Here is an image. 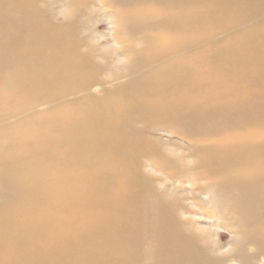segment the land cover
Masks as SVG:
<instances>
[{
	"label": "bare ground",
	"instance_id": "obj_1",
	"mask_svg": "<svg viewBox=\"0 0 264 264\" xmlns=\"http://www.w3.org/2000/svg\"><path fill=\"white\" fill-rule=\"evenodd\" d=\"M36 2L0 0V264L28 252L50 264L72 241L83 263L231 264L182 221L178 187L190 175L178 147L145 135L170 124L202 143L203 211L235 235L233 264L264 260V0L214 1L210 15L228 16L230 31L211 58L191 54L208 14L196 0H92L62 23ZM81 12H103L110 49L95 46L103 35L75 37ZM160 161L177 187L143 176ZM62 203L94 215L68 219Z\"/></svg>",
	"mask_w": 264,
	"mask_h": 264
},
{
	"label": "rangeland",
	"instance_id": "obj_2",
	"mask_svg": "<svg viewBox=\"0 0 264 264\" xmlns=\"http://www.w3.org/2000/svg\"><path fill=\"white\" fill-rule=\"evenodd\" d=\"M38 1L39 0H37V2ZM91 1L92 0H50L46 3L44 0H41L36 3L41 11V14H44V16L47 17L49 20L53 19L57 23H62L64 19H66L67 22L66 16L69 15L68 8L77 10L87 8L88 10H90L93 9ZM214 1L215 0H196V3L200 4L201 10H203V8L207 9L208 14L203 16L201 23V29H205L206 33L204 34L197 30H194L193 33L194 40L191 45V54L194 55V58H197L198 56L210 58L216 56L218 53H220L221 45L224 46L225 41L228 39L227 35H229L230 30L220 29V26L225 25L229 17L224 16V18L220 20L223 22L222 23L214 18V16H218L210 15V8ZM38 4H40V6ZM48 5H50L51 7ZM194 8L195 10L199 9L196 5H194ZM81 13L82 21L84 24L82 26L73 27L75 37L81 41L83 38L85 39L86 37L91 35H93L95 40V37H98L95 36V33H97L98 35H103V37H101L97 41H94L95 46L101 49H110L109 46H111V44L107 46L106 42L108 40V35L110 34L109 30H111L110 27L112 25H107L105 21V23L103 21H98L103 16V12L98 16L95 13L91 15L92 17L97 16V20L92 19L87 12ZM218 14L222 13L218 12ZM258 20H260L259 17H254L252 21L247 24L259 23ZM245 25L246 24L239 25L236 29L241 30ZM249 27L251 26H248L247 28ZM220 42L222 43L221 45L219 44ZM120 44L127 45L128 42L124 41L120 42ZM116 47V50L118 51L117 53L122 51V47ZM230 48L231 45L229 44V42H227V47L225 49L230 50ZM125 49L127 50L128 46L125 47ZM115 53L116 51L111 52V55H115ZM197 68H199V66H197ZM236 71H240V68H238ZM49 105L51 104L47 103L44 105L37 106L33 109L28 110L26 114L46 109ZM24 109H29V107H25ZM187 121L188 119H185V122ZM137 124L138 126L141 125L140 122H138ZM158 127L160 130L155 131L154 133L145 132V135H148L153 139H157L163 144L172 142L174 145H176L178 147V153L179 155H181L180 158L182 169L180 171L184 174L190 175L188 179H182V183L185 184V186L178 187L180 192V198L182 199L180 202L181 208L185 211V214L182 217L183 223L191 230L192 233L203 238L207 237V241L209 243H207V241L205 242L207 245L217 249V251L214 252L216 255L218 254L223 258L229 259V262L231 264L236 263L234 259L232 260V258H234L233 241L235 235L231 232L228 227L223 226L222 222H219L215 219H210L207 213L203 211V208L206 210L210 208H207V206H205L206 203L204 204V202H202L204 200L205 202L208 200V194H205L207 192V189H203L204 187H206L208 179H206L205 174L202 172V168L194 163V150L196 152L198 144L202 143H196L197 141L192 137V134H183L182 128L179 125H158ZM164 128L171 131L172 135L167 134V132L163 133ZM40 130L41 132L46 131L44 130V128H41ZM206 143L207 141L203 142V144ZM170 170L171 166L166 161H160L156 168H145L142 171L144 172L143 176L148 180L152 181L160 189H168L171 187V183L176 185V187L179 185L177 184V182L170 181ZM190 178H196L197 181L193 183L192 179L191 181L189 180ZM186 182H189L190 184H187ZM184 189L186 190L182 192V190ZM210 196L211 198H214L213 194H210ZM66 211L70 213L66 215V218L68 219H73L77 216L79 218H82L81 220H88L87 218H91L92 215H94V208L90 206L87 207L85 211L81 210L80 208H73L71 206H68L67 203H62L57 208V214L62 213V215H64L63 213ZM212 214H214V212ZM75 237H79V235L75 234ZM64 238L65 240L72 239L70 238V235L63 237V239ZM56 240L57 239L50 241L52 247L59 244V239L57 241ZM99 247L101 249L100 245ZM247 248H249L250 254H253V252H255V249L252 245H248ZM34 255L35 254L33 252H28L21 258L16 259L15 264H45L43 262H36L34 260ZM96 259L101 263H83L84 256L79 244L76 241L68 243L67 248H60L58 251L52 252L49 255L50 264H107L102 257H97ZM258 264H264V260L259 261Z\"/></svg>",
	"mask_w": 264,
	"mask_h": 264
}]
</instances>
